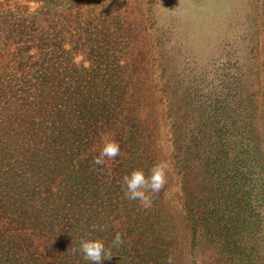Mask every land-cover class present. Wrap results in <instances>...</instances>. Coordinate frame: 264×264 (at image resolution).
Segmentation results:
<instances>
[{
  "label": "trees",
  "instance_id": "16d2710c",
  "mask_svg": "<svg viewBox=\"0 0 264 264\" xmlns=\"http://www.w3.org/2000/svg\"><path fill=\"white\" fill-rule=\"evenodd\" d=\"M5 1L8 6L0 1V264H93L73 252L79 239L89 234L108 245L117 232L123 244L102 264H168L166 244L133 220H142L154 206L170 208L172 197L166 199L162 189L144 207L126 199L121 187L131 170L147 174L165 147L159 140L164 124L150 103L156 84L151 77L133 76L136 64L125 55L132 36L123 19L110 5L91 0L84 11L66 6V0H37L32 10L19 0ZM109 139L119 143L120 154L95 164ZM210 165L203 166L207 176H217ZM246 182L245 193L235 191L229 199H245L247 209L239 204V210L249 213L255 187ZM235 208L232 216L238 218ZM241 232L231 244L236 255L243 264H264L258 222L245 220Z\"/></svg>",
  "mask_w": 264,
  "mask_h": 264
},
{
  "label": "rangeland",
  "instance_id": "374dc122",
  "mask_svg": "<svg viewBox=\"0 0 264 264\" xmlns=\"http://www.w3.org/2000/svg\"><path fill=\"white\" fill-rule=\"evenodd\" d=\"M87 1L65 4L84 11ZM91 1L123 19L133 76L153 79L150 103L165 128L155 160L169 165L163 190L174 203L146 209L133 224L166 244L172 264L245 263L231 247L245 220L264 233V0ZM19 2L30 10L40 5ZM210 163L217 176H207L203 166ZM246 181L255 187L249 213L239 210L247 209L245 199H229L245 193Z\"/></svg>",
  "mask_w": 264,
  "mask_h": 264
},
{
  "label": "clouds",
  "instance_id": "9594fccd",
  "mask_svg": "<svg viewBox=\"0 0 264 264\" xmlns=\"http://www.w3.org/2000/svg\"><path fill=\"white\" fill-rule=\"evenodd\" d=\"M120 154L119 143L115 140H105L99 148V154L94 157V163L103 165L105 160L116 158ZM169 165L165 161L154 163L146 174L142 168H135L122 177L121 187L126 199L138 201L144 207L152 206V196L159 193L167 182L166 173ZM123 244L122 236L117 232L111 242L106 245L102 238H93L85 234L79 239L73 248L85 262L102 264L105 259L113 255L112 248ZM168 264H172V258H168Z\"/></svg>",
  "mask_w": 264,
  "mask_h": 264
}]
</instances>
